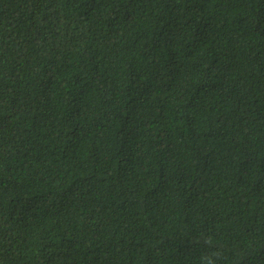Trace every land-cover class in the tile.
Masks as SVG:
<instances>
[{"label": "trees", "instance_id": "16d2710c", "mask_svg": "<svg viewBox=\"0 0 264 264\" xmlns=\"http://www.w3.org/2000/svg\"><path fill=\"white\" fill-rule=\"evenodd\" d=\"M0 264H264V0H0Z\"/></svg>", "mask_w": 264, "mask_h": 264}]
</instances>
